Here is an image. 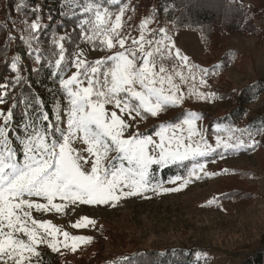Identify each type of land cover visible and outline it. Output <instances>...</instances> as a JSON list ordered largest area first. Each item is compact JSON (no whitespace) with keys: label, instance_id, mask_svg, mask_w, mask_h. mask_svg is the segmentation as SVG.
I'll return each mask as SVG.
<instances>
[{"label":"rangeland","instance_id":"1","mask_svg":"<svg viewBox=\"0 0 264 264\" xmlns=\"http://www.w3.org/2000/svg\"><path fill=\"white\" fill-rule=\"evenodd\" d=\"M97 1L99 2L89 3L86 6H91L92 12H81L86 14L84 19H94L97 7L101 11L107 7L111 13V20L114 22L115 16L120 14L119 10L123 7L121 28L118 31L120 38L126 40L125 48L137 47L133 41H140L143 35L145 50L149 51L155 47V43L150 46L147 43L148 40L154 41L160 36L165 37L168 48L162 47L164 54L155 53L150 59L155 60L154 70L157 73L163 66L166 69L164 75L173 77V83L180 89L178 94L183 97L179 104L165 105L156 117H152L150 113L137 116L134 111L131 114L121 113L112 105H106L107 111L116 110L117 114L123 116L125 122L129 124L123 138H128L129 134H135L152 136L156 142H159V137L155 133L162 125H175L180 123L189 112H195L200 117L195 121L196 130L204 134V139L209 144L215 146L217 136L227 140L230 134L233 140L236 137L247 139L242 135V130L247 129L246 123L236 126L216 123L212 130L202 112L221 114L223 108L227 109L231 105L229 104L230 93L239 92L258 78H264V36L259 37L264 34V14L262 13L264 4L257 5L256 0H230L239 3L237 4L239 6L237 9L240 10L239 16L244 24L251 27V30L248 34L245 33L246 35L227 34L216 46L214 44L208 46L199 31L181 29L167 20L165 15L161 18L156 10L157 1L155 0H151L146 5L145 3L141 5L140 0H116L115 3L113 0ZM8 11V6L0 3V22ZM72 31L73 29L62 32L60 35L65 37L63 43L66 49V61L61 65L65 79L77 71L72 66V61L77 56L91 65L95 60H103L109 52L114 53L118 49L117 45L112 50H104L98 42L93 47L81 38V34L79 39L75 40V44L69 45L74 41ZM9 37L13 41L22 39V33L16 32L14 28L9 31ZM33 49L29 48L26 51L22 47H16L10 60V70L11 63L16 62L20 75L25 78L20 67H23L24 72H28L31 67L38 64L35 60L37 53ZM177 52L186 56L187 61H180L176 56ZM17 56H20L19 60ZM225 56L228 58L222 61ZM228 59L231 60L227 61ZM193 64L197 68L207 69L206 84L199 83V73L196 74L195 79L189 74L188 68ZM56 71L59 72V70ZM11 72L13 77L7 78V83L15 81L16 74L12 70ZM176 72H181L185 79L180 80ZM16 86L17 84H9L8 93L15 99L5 96L6 102L0 103V109L7 110L14 102L16 103L19 94ZM84 86H87L86 81ZM165 88L167 90V85ZM196 93H204L208 98L199 99ZM221 95L229 98L224 99ZM63 101L58 102L57 105L60 106L61 127L66 130L65 96ZM261 103V100L254 102L250 110L257 108ZM56 110L57 106L55 113ZM217 125L221 126L219 130ZM12 128L14 131L19 130L15 119ZM225 128L236 131L229 133L224 130ZM184 134L187 135L186 130ZM194 139L199 140V136ZM57 140H60L59 135ZM252 141L258 143L260 137H254ZM14 143L19 152L21 146L16 141ZM73 147L77 148L81 155L88 157L87 145L82 141H77ZM186 162L189 168L184 175H180L182 177L187 175L194 163ZM198 162L206 165L204 171L199 173L201 178L193 177L191 182L180 191L167 194L148 192L142 196L122 198L115 206H89L77 203L69 204L59 213L33 210L34 218L51 222L61 230L60 239H63V231H67L70 236L91 237L88 243L80 244L74 252L70 248L61 246L59 251L54 253L41 245L38 250L42 256L38 264H44L46 259L50 264H86L92 260L103 261L112 257L126 259L129 257L128 253L135 249L164 251L183 248L190 251L197 247L202 250L198 256L201 264H242L254 252L264 250V148L255 147L250 153L238 155H229L221 148L211 156L200 158ZM81 163L84 162L81 161ZM154 167L157 166H153V169ZM162 171L154 172H157L160 177ZM180 183L181 181L174 184L166 181L164 187L175 188L179 187ZM236 189L245 192L244 200L236 202L237 196L234 195L237 192H232ZM229 196H232V199ZM210 201L213 203L210 204ZM84 218L95 221V225L79 229L73 226ZM33 264H37L35 257Z\"/></svg>","mask_w":264,"mask_h":264},{"label":"snow or ice","instance_id":"2","mask_svg":"<svg viewBox=\"0 0 264 264\" xmlns=\"http://www.w3.org/2000/svg\"><path fill=\"white\" fill-rule=\"evenodd\" d=\"M119 11L113 22L107 7L102 11L97 7L94 19H82L77 25L81 38L93 47L98 42L104 50H112L117 45L118 49L91 65L77 56L72 61L77 71L66 79L60 78L59 87L67 104L64 110L66 130L61 127L60 106L57 105L56 122L53 124L49 122V112L39 97L35 99V106L25 101V107L34 108L38 114L33 117L25 111L24 122L17 131L12 128L16 103L7 110L0 109V264H33L34 257L38 264L42 256L38 250L41 245L54 253L61 246L74 252L80 244L91 240L86 236H70L67 231L62 232L63 239H60L61 230L51 222L34 218L33 210L59 213L69 204L77 203L115 206L122 198L142 196L148 192L167 194L180 191L193 177L201 178L199 173L206 165L198 162L200 158L211 156L221 148L228 151L255 147L251 139L245 141L236 137L233 140L231 134L227 140L217 136L215 146L209 144L204 134L196 130L195 121L200 117L195 112H189L175 125H162L155 133L159 142L152 136L135 134L123 138L129 124L116 110L107 111L106 105H112L121 113L131 114L134 111L137 116L150 113L156 117L165 105L179 104L183 97L178 94L180 89L173 83V77L164 75L166 69L163 66L157 73L154 70L155 60L150 59L155 53L164 54L162 47L168 48L165 37L148 40L150 46L155 43L149 51L145 50L143 35L140 41H133L137 47L125 48L126 40L120 38L118 31L124 8ZM82 12L90 13L92 7H84ZM39 20L37 16L31 23L33 32L40 29ZM34 38L38 40V36ZM64 40V36L54 40L58 49L54 55L58 58L54 60V66L49 62V67H54V77L56 70H60L62 62L66 61ZM33 51L37 53L36 62L40 63L39 47ZM176 56L182 62L187 61V57L179 52ZM19 59L20 56H17ZM11 70L16 74L15 83H22L24 78L16 62L11 63ZM188 72L193 79L199 73V83L206 84L207 69L193 64ZM176 76L180 80L185 79L181 72H176ZM85 81L87 86H84ZM8 88L7 82L0 84V103L6 102L5 96L15 99L8 93ZM196 95L199 99L208 98L204 93ZM220 127L217 125L218 130ZM224 130L229 133L236 131ZM21 131L24 135H20ZM57 135L60 140H57ZM251 135L249 132V137ZM196 136L199 140L194 139ZM14 141L21 146L19 152ZM77 141L87 145L88 157L73 147ZM113 153L115 155H111ZM186 161L194 163L185 177L175 175L167 179V183L173 184L181 181L179 187H164L159 174L153 171V166L162 171L170 165L182 166ZM88 225L94 226L95 221L84 218L73 226L79 229Z\"/></svg>","mask_w":264,"mask_h":264},{"label":"trees","instance_id":"3","mask_svg":"<svg viewBox=\"0 0 264 264\" xmlns=\"http://www.w3.org/2000/svg\"><path fill=\"white\" fill-rule=\"evenodd\" d=\"M151 0H140V4L149 3ZM157 1V12L160 17L166 16L167 20L175 23L181 29L197 30L201 33L204 42L210 46L218 44L227 34L246 35L250 32L247 24H244L240 18V10L237 9V1L230 0H155ZM99 2L97 0H0V3L8 6V13L0 22V84H4L7 78H12L10 70V60L16 47H22L26 51L29 48L39 47L41 62L31 67L25 75L22 83L17 84L18 96L16 107L13 109V118L18 125L24 122V112L28 111L35 117L38 113L34 108H26L25 101L35 106L36 97L42 98L45 109L49 112L50 121L55 124V109L58 102H64V93L59 87V80L63 77L62 68L57 75L52 76L53 68L49 67V62L54 66V60L58 58L54 40L62 32L72 30L73 42L79 39V29L77 27L80 20L86 17L82 14V9L89 3ZM257 5L264 4V0H256ZM256 5V6H257ZM264 14V11H262ZM39 16L41 25L38 32H33L30 25L36 17ZM16 29V32L22 33V39H10L9 31ZM256 30L258 28H255ZM246 33V34H245ZM21 36V35H20ZM38 36V40L34 37ZM264 34L259 37L263 38ZM71 38V37H70ZM67 42V41H66ZM31 45L32 47H29ZM232 53L231 51L229 52ZM228 57H224L225 61ZM231 59H228L229 61ZM14 82V83H13ZM15 85V81L8 82ZM17 92V93H18ZM230 103L227 109L223 108L222 113L212 114L203 111L202 115L208 120L209 127L214 129L216 123H227L228 126H236L246 123V128L242 133L248 141L254 137H260V141L255 143L256 148H264V78H258L256 81L247 85L239 92L231 94ZM224 99L225 97L221 95ZM263 99V100H262ZM261 100L262 103L257 108L250 110V106ZM225 113V114H224ZM224 114V115H223ZM47 125V124H45ZM31 130V129H29ZM249 132L252 133L249 137ZM24 135L23 132H20ZM57 138V136H56ZM254 147V148H255ZM254 148L226 151L229 155L246 154L252 152ZM188 162L181 165H173L161 172L159 177L161 181L166 182L168 177L175 175H184L188 170ZM154 171H159L154 167ZM237 201L245 199V192L236 189ZM244 196V197H243ZM232 199V196H229ZM202 252L200 248L175 250H143L129 252L126 259L112 257L103 261L92 260L86 264H201L198 259ZM44 264H50L46 259ZM242 264H264V250L254 252L247 257Z\"/></svg>","mask_w":264,"mask_h":264}]
</instances>
